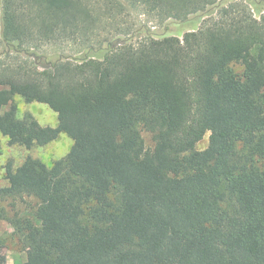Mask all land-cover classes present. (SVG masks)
Returning a JSON list of instances; mask_svg holds the SVG:
<instances>
[{"label":"trees","instance_id":"obj_1","mask_svg":"<svg viewBox=\"0 0 264 264\" xmlns=\"http://www.w3.org/2000/svg\"><path fill=\"white\" fill-rule=\"evenodd\" d=\"M130 1L176 19L219 8ZM0 12V133L25 148L72 139L51 166L5 167L0 220L26 264H264V15L229 0L181 39H116L46 61L36 48L87 28L81 2L2 0ZM15 96L48 105L56 126L19 117ZM24 197L30 215L16 208Z\"/></svg>","mask_w":264,"mask_h":264},{"label":"rangeland","instance_id":"obj_2","mask_svg":"<svg viewBox=\"0 0 264 264\" xmlns=\"http://www.w3.org/2000/svg\"><path fill=\"white\" fill-rule=\"evenodd\" d=\"M83 7L90 12L88 20L83 23L87 28L67 39L45 42L36 48V55H43L46 61L57 58L75 60L81 57L88 45L107 47L116 39L129 38L137 42L146 36L160 35L177 36L182 38L187 31L197 30L206 21L215 20L219 9L229 3V0H217L219 8L212 14L201 12L192 13L187 19L164 17L157 10L150 9L142 3L130 0H79ZM242 1L253 13L256 19L264 15V0ZM2 0H0L1 10ZM1 14V12H0ZM80 24H83L79 22ZM207 23V22H206ZM9 52V46L0 34V54ZM17 105V115L21 117L29 112L42 126H56L57 114L48 105L41 102H25L20 96L14 97ZM145 145L151 147L153 142L149 133L142 131ZM208 142V133L196 144L197 149H203ZM72 144V139L60 133L54 140L45 145H33L30 148L17 144H8V138L0 133V186L7 185L5 167L10 163L13 168L19 166L27 157L37 158L47 166L65 156ZM264 169V159L258 162ZM16 208L23 215H30L35 208V200L24 197L16 202ZM0 264H26L25 246L13 235V228L6 220H0Z\"/></svg>","mask_w":264,"mask_h":264}]
</instances>
